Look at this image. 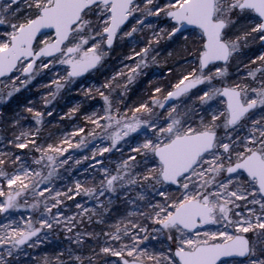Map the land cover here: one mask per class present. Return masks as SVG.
<instances>
[{"label":"snow or ice","instance_id":"1","mask_svg":"<svg viewBox=\"0 0 264 264\" xmlns=\"http://www.w3.org/2000/svg\"><path fill=\"white\" fill-rule=\"evenodd\" d=\"M22 256L264 264V0H0V264Z\"/></svg>","mask_w":264,"mask_h":264},{"label":"rangeland","instance_id":"2","mask_svg":"<svg viewBox=\"0 0 264 264\" xmlns=\"http://www.w3.org/2000/svg\"><path fill=\"white\" fill-rule=\"evenodd\" d=\"M261 50H262L261 47H259V46H253V48H251V49H249V50H245V52H246L247 54L251 55V54H254V53H258V52L261 51ZM166 68H167V65L164 64V62L162 61V62H161V66H160V68H159V69H153V71H155L156 74L159 75V72H160V71H163V70H166ZM38 82H39V83H47L48 81H47V79H43V80H41L40 78H38ZM90 82H92V81H90ZM85 86H87V85H85ZM147 86H148V79H147L146 81H144V82L141 81L140 84H138V85L136 86V89H135L136 94H140V93L143 91V89H144L145 87H147ZM34 88H35V87H34ZM35 89H36V88H35ZM35 89H33V92L35 91ZM42 90L44 91L45 89H42ZM38 93H42V92H41V89H40V92H38ZM39 96H40V94H39ZM39 96H32V99L38 101L37 98H39ZM77 98H78V97H75L74 100H71V103H70L69 106H67V108L71 107L72 104H73L74 102H76ZM93 103H95V102H93ZM95 106H96V107H99L98 104L95 105ZM66 111H67V109H66ZM74 176H75V175H74ZM89 206H91V205H89ZM59 243H60V241H53V245H54V246H55V245H58ZM21 259H23V260H20V261H19V264H25L26 257L22 256Z\"/></svg>","mask_w":264,"mask_h":264},{"label":"trees","instance_id":"3","mask_svg":"<svg viewBox=\"0 0 264 264\" xmlns=\"http://www.w3.org/2000/svg\"><path fill=\"white\" fill-rule=\"evenodd\" d=\"M147 79L148 78H143L142 82L146 81ZM38 92H40V89L37 90V88H36L35 91L33 92L32 96H39V94H41V93H38ZM41 92L43 94H46V90L43 91L41 89ZM74 92H75V89L73 90V94L64 93L63 99H58V101L54 102L56 104V106H57V110L58 111H66V109H68L67 106L70 105L71 100H74L75 97H77V96L74 95ZM133 98H135V96H133ZM37 99L39 100V98H37ZM78 99H79V97L77 98V100ZM54 123H55V121H54ZM73 175L79 176V173H74ZM80 178H83V177H80ZM77 199H80V198L78 197ZM118 207H119V205H118ZM20 260H23V259H20Z\"/></svg>","mask_w":264,"mask_h":264}]
</instances>
